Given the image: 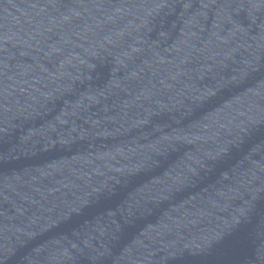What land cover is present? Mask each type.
Returning a JSON list of instances; mask_svg holds the SVG:
<instances>
[{"label": "water", "instance_id": "95a60500", "mask_svg": "<svg viewBox=\"0 0 264 264\" xmlns=\"http://www.w3.org/2000/svg\"><path fill=\"white\" fill-rule=\"evenodd\" d=\"M0 264H264V0H0Z\"/></svg>", "mask_w": 264, "mask_h": 264}]
</instances>
